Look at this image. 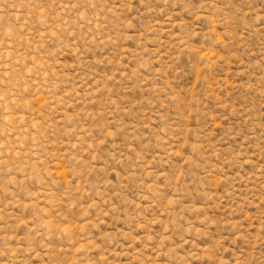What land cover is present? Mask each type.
<instances>
[{
  "label": "rangeland",
  "instance_id": "rangeland-1",
  "mask_svg": "<svg viewBox=\"0 0 264 264\" xmlns=\"http://www.w3.org/2000/svg\"><path fill=\"white\" fill-rule=\"evenodd\" d=\"M0 264H264V0H0Z\"/></svg>",
  "mask_w": 264,
  "mask_h": 264
}]
</instances>
